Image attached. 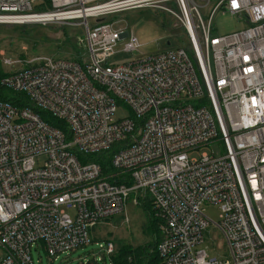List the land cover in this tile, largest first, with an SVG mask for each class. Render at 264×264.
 <instances>
[{"label": "built area", "instance_id": "obj_1", "mask_svg": "<svg viewBox=\"0 0 264 264\" xmlns=\"http://www.w3.org/2000/svg\"><path fill=\"white\" fill-rule=\"evenodd\" d=\"M42 1L0 0V22L43 14L50 19L38 23L79 25L87 55L11 61L0 52L21 63L2 84L70 134L0 100V264H34L33 247L56 258L91 244L90 230L132 195L137 206L149 196L160 218L162 264H264V0H50L34 11ZM139 8L172 15L188 46L117 59L139 41L105 18ZM219 11L243 27L214 34ZM119 106L129 116L116 119ZM118 143L110 172L75 153ZM208 203L220 207L217 221ZM211 224L226 245L222 258L199 247ZM97 244L103 256L76 264H114V242Z\"/></svg>", "mask_w": 264, "mask_h": 264}, {"label": "rangeland", "instance_id": "obj_2", "mask_svg": "<svg viewBox=\"0 0 264 264\" xmlns=\"http://www.w3.org/2000/svg\"><path fill=\"white\" fill-rule=\"evenodd\" d=\"M40 2L34 4V11H44L39 7ZM171 8L175 9L172 5ZM204 19L207 16L202 11ZM105 21H117L116 28H125L132 31L139 41V47L130 53L118 54L119 60L131 61L153 55L162 50L174 49L177 46H188L183 27L178 26L176 19L160 9L139 8L108 15ZM213 33L224 35L239 30L243 27L236 15L229 12H217L212 20ZM84 30L81 26L71 25L68 22L57 23H0V52L6 54V59L16 61L19 57L35 58L38 56H52L65 59H82L84 53ZM86 50V49H85ZM84 53V54H83ZM3 69L7 72L17 69L21 63L11 66L0 58ZM129 116V110L119 106L115 118ZM204 147L199 151L190 152L191 157H198L200 152L210 151ZM44 157L41 158L43 161ZM206 215L217 221L220 207L216 204H204ZM72 213V212H71ZM146 210L137 206L130 198L125 209L120 214L105 219L90 230L93 242L80 247L70 253L59 254L52 258L42 248L32 249L34 264H76L81 260L103 256L97 250L98 243L112 240L118 250L124 245L136 248L148 243L152 239V232L148 227ZM205 249L209 256L222 258L226 253L224 239L217 228L211 224L205 233V240L199 246ZM109 263L110 259H106ZM104 260L99 264H104Z\"/></svg>", "mask_w": 264, "mask_h": 264}, {"label": "trees", "instance_id": "obj_3", "mask_svg": "<svg viewBox=\"0 0 264 264\" xmlns=\"http://www.w3.org/2000/svg\"><path fill=\"white\" fill-rule=\"evenodd\" d=\"M42 8L50 7V0H43L42 3L38 5ZM8 75L0 61V100L8 101L13 106L17 108H23L29 106L37 111L42 119L48 122L50 125L55 126L63 130L67 135V139H70L69 129L63 120H59L49 115L45 111L39 109L34 104H32L24 93L15 92L11 89L6 88L2 84L3 78ZM120 143L115 144L109 150L98 152L91 155H82L78 151H75L78 159L80 161H95L102 165L104 172L112 171L111 159L114 152L119 148ZM132 198L134 195L131 196ZM140 206L146 210V220L148 222V227L152 232V239L143 245L133 248L129 245L122 244L115 256L113 257L114 264H162V259L158 253L157 245L161 240V232L159 228V220L155 218L154 207L149 196H146L140 200Z\"/></svg>", "mask_w": 264, "mask_h": 264}, {"label": "bare ground", "instance_id": "obj_4", "mask_svg": "<svg viewBox=\"0 0 264 264\" xmlns=\"http://www.w3.org/2000/svg\"><path fill=\"white\" fill-rule=\"evenodd\" d=\"M43 19H50V17H48V16H45V15H43V14H38V15H27L26 17H24V18H22V19H18V18H15L14 19V21H12V22H15V23H38V22H40V20H43ZM59 20H61L60 18H58ZM17 20H19V21H17ZM0 23H2V22H0ZM86 51V50H85ZM87 53V52H86ZM85 53V54H86ZM87 55V54H86ZM72 60H74V59H72ZM155 210V209H154ZM154 215H155V218H157L158 220H159V222H161L160 221V218H158L157 216H156V210H155V212H154ZM112 241V240H111ZM116 252H117V249H116ZM116 252H115V254H116Z\"/></svg>", "mask_w": 264, "mask_h": 264}]
</instances>
